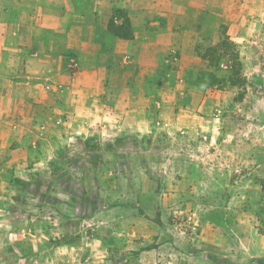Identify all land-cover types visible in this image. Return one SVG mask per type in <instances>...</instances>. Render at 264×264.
<instances>
[{"label": "rangeland", "instance_id": "obj_1", "mask_svg": "<svg viewBox=\"0 0 264 264\" xmlns=\"http://www.w3.org/2000/svg\"><path fill=\"white\" fill-rule=\"evenodd\" d=\"M133 2L95 38L157 53L33 95L28 126L0 103V264H264V0Z\"/></svg>", "mask_w": 264, "mask_h": 264}, {"label": "crops", "instance_id": "obj_2", "mask_svg": "<svg viewBox=\"0 0 264 264\" xmlns=\"http://www.w3.org/2000/svg\"><path fill=\"white\" fill-rule=\"evenodd\" d=\"M133 1L136 0H0V103L16 106L14 126H28L35 110L31 104L33 95L39 94L41 105L46 102V106L51 92L62 90L78 95L98 75L104 77L105 69L100 64H107L117 55L126 62L130 54H137L136 50L129 53L135 42L139 53H148L145 47L154 54L158 52L154 48L159 41L142 35L134 41L119 40L118 45L125 50L116 49L114 53L101 50L95 38L98 10L108 6L110 12L118 8L130 15ZM140 10L145 13V9ZM90 15L94 16L93 22L87 18ZM67 51L76 56L70 59L76 61L75 72L68 71ZM75 121L78 126L85 123L78 116ZM255 253L261 255L264 250Z\"/></svg>", "mask_w": 264, "mask_h": 264}, {"label": "trees", "instance_id": "obj_3", "mask_svg": "<svg viewBox=\"0 0 264 264\" xmlns=\"http://www.w3.org/2000/svg\"><path fill=\"white\" fill-rule=\"evenodd\" d=\"M116 13H120L118 10H115L114 11V16L110 18L109 20V24H108V30L113 32V33H117L118 31L121 32L122 31V34H115L116 37H118L119 39H125V40H132L133 38V35L131 33V24H130V21L127 18L124 19V22H122L120 25H116L115 24V14ZM123 13V12H122ZM124 15H127V13H123ZM15 182L17 184L21 183L20 180L16 179Z\"/></svg>", "mask_w": 264, "mask_h": 264}]
</instances>
